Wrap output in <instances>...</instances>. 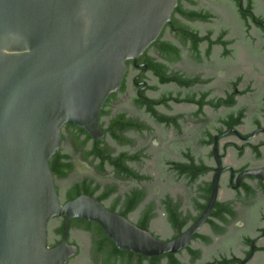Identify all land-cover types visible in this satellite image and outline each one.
I'll return each instance as SVG.
<instances>
[{
  "label": "water",
  "instance_id": "95a60500",
  "mask_svg": "<svg viewBox=\"0 0 264 264\" xmlns=\"http://www.w3.org/2000/svg\"><path fill=\"white\" fill-rule=\"evenodd\" d=\"M0 264H264V0H0Z\"/></svg>",
  "mask_w": 264,
  "mask_h": 264
}]
</instances>
